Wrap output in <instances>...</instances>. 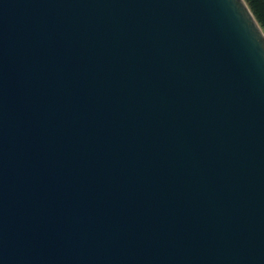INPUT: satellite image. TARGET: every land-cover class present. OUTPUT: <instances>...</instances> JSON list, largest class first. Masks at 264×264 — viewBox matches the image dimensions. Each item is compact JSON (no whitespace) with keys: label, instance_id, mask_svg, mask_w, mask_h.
<instances>
[{"label":"water","instance_id":"95a60500","mask_svg":"<svg viewBox=\"0 0 264 264\" xmlns=\"http://www.w3.org/2000/svg\"><path fill=\"white\" fill-rule=\"evenodd\" d=\"M0 264H264L244 0H0Z\"/></svg>","mask_w":264,"mask_h":264},{"label":"trees","instance_id":"16d2710c","mask_svg":"<svg viewBox=\"0 0 264 264\" xmlns=\"http://www.w3.org/2000/svg\"><path fill=\"white\" fill-rule=\"evenodd\" d=\"M264 32V0H244Z\"/></svg>","mask_w":264,"mask_h":264}]
</instances>
